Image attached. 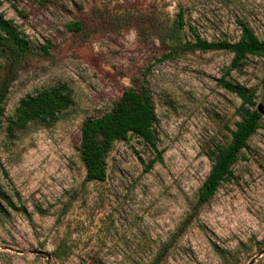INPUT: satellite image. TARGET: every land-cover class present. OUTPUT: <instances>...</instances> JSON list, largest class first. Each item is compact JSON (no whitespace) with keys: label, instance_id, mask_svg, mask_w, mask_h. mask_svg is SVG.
Listing matches in <instances>:
<instances>
[{"label":"rangeland","instance_id":"rangeland-1","mask_svg":"<svg viewBox=\"0 0 264 264\" xmlns=\"http://www.w3.org/2000/svg\"><path fill=\"white\" fill-rule=\"evenodd\" d=\"M180 11L183 41L234 43L237 20L264 41V0H0L28 44L0 51V192L24 209L1 203L0 264H264V58L231 71L226 51L163 60L164 28ZM75 23L79 31L67 28ZM222 78L251 90L263 114L231 175L199 205L209 152L239 121ZM59 84L72 105L56 121L8 129L21 99ZM140 87L155 150L129 134L113 142L105 180L86 182L81 123Z\"/></svg>","mask_w":264,"mask_h":264},{"label":"trees","instance_id":"trees-1","mask_svg":"<svg viewBox=\"0 0 264 264\" xmlns=\"http://www.w3.org/2000/svg\"><path fill=\"white\" fill-rule=\"evenodd\" d=\"M239 38L236 42H208L194 36L192 41L182 39L183 12L177 14V19L164 32L169 42V52L163 60H172L176 56L189 52L226 51L232 54L228 71L238 69L248 56L264 58V41L258 40L254 32L243 21L237 20ZM69 30L79 31V24L67 25ZM27 42L22 34L12 26L10 21L0 15V51L2 53H22L27 51ZM227 75V74H226ZM264 81V76H263ZM219 85L240 101L235 109L239 121L234 129L227 130L230 138L227 143L216 146L209 152L212 166L198 191L197 203H206L216 192L226 178L231 175V166L236 162L241 150L247 147V141L260 126L262 114L255 108L254 93L244 86L225 81L222 78ZM6 92L0 87V115L2 102ZM72 105L68 88L56 85L49 89L40 90L21 99L8 120V129L20 131L32 122H54L65 110ZM155 114L150 95L145 87L138 90H124L113 109L96 118H89L81 123L79 128L78 152L85 171L86 182H103L106 178V156L115 141H124L127 136L134 135L155 150L154 134ZM159 159V156L157 160ZM154 162L146 166L150 169ZM4 203L12 211H24L15 207L12 201L0 192V212ZM54 257H56L54 253Z\"/></svg>","mask_w":264,"mask_h":264},{"label":"water","instance_id":"water-1","mask_svg":"<svg viewBox=\"0 0 264 264\" xmlns=\"http://www.w3.org/2000/svg\"><path fill=\"white\" fill-rule=\"evenodd\" d=\"M257 111H258L260 114H263V113H262V110H261L260 107L257 108ZM38 253L41 254V255H44V252L39 251Z\"/></svg>","mask_w":264,"mask_h":264}]
</instances>
